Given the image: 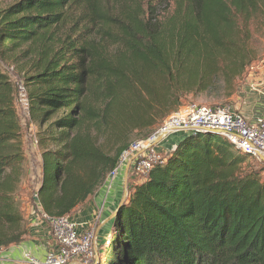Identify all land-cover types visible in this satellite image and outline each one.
I'll return each mask as SVG.
<instances>
[{
	"label": "trees",
	"instance_id": "16d2710c",
	"mask_svg": "<svg viewBox=\"0 0 264 264\" xmlns=\"http://www.w3.org/2000/svg\"><path fill=\"white\" fill-rule=\"evenodd\" d=\"M264 0H14L0 9V62L33 59L24 79L38 126L29 200L68 217L118 168L134 132L227 84L256 61ZM95 89L98 93L91 91ZM16 88L0 68V250L27 235ZM92 94V97H90ZM97 104V107L93 106ZM211 133L185 134L127 199L92 264H264V168Z\"/></svg>",
	"mask_w": 264,
	"mask_h": 264
},
{
	"label": "built area",
	"instance_id": "2783aa9c",
	"mask_svg": "<svg viewBox=\"0 0 264 264\" xmlns=\"http://www.w3.org/2000/svg\"><path fill=\"white\" fill-rule=\"evenodd\" d=\"M248 88L249 93L255 94L264 101V76L257 77L252 72ZM14 103L19 107L21 105V110L29 119L28 97L23 84H19L16 88ZM19 103L21 104L18 105ZM207 130L217 131L219 136L231 144L237 152L264 162V118L247 121L227 106L208 108L185 105L164 120L151 136L128 148L122 154L118 168L112 173V178L123 164H130L129 170L142 178L147 177L154 166L162 164L163 156L154 151L160 142L151 147L159 135L167 136L173 132L196 134ZM35 144L37 146L36 139ZM101 213L102 208L98 212L97 219ZM43 218L51 226L56 248L47 253L42 261L35 259L29 253L23 254V260L27 264H92L94 262L95 226H89L87 230L80 231L77 224L68 217L48 218L44 214Z\"/></svg>",
	"mask_w": 264,
	"mask_h": 264
},
{
	"label": "crops",
	"instance_id": "0c3cea01",
	"mask_svg": "<svg viewBox=\"0 0 264 264\" xmlns=\"http://www.w3.org/2000/svg\"><path fill=\"white\" fill-rule=\"evenodd\" d=\"M259 65L262 66L260 72H253L257 77L264 76V60ZM250 96L245 101L243 110L239 113L245 120L253 121L259 117L264 118V101L257 97L255 94L249 93ZM185 134L181 132H173L165 136L157 146L156 152H162L164 155L172 151L179 141L183 138ZM126 165L124 166L125 169ZM118 172L117 176L112 179L114 186L113 190L105 188L108 184L98 190L95 195L89 199L85 204L78 207L74 212H72L68 218L75 222L80 231H85L89 226H95V242L94 249L97 248L96 244L99 246L105 241L108 237L112 221L107 222L108 218L113 214L118 204L121 202L120 195L117 196L116 189L118 190L119 185L123 184L125 186V172ZM129 174L130 171H129ZM133 179L136 176L132 175ZM40 179V173L34 192L38 187ZM121 181V182H120ZM102 208V213L97 219L99 210ZM23 218L26 224L27 235L24 237V240L17 245L10 246L0 250V264H27L23 260V254L29 253L35 259L42 261L46 254L50 251L55 250L56 245L52 238L51 226L43 218V213L39 208L36 201H30L29 198L25 200L22 204ZM98 241L100 243H98Z\"/></svg>",
	"mask_w": 264,
	"mask_h": 264
},
{
	"label": "rangeland",
	"instance_id": "374dc122",
	"mask_svg": "<svg viewBox=\"0 0 264 264\" xmlns=\"http://www.w3.org/2000/svg\"><path fill=\"white\" fill-rule=\"evenodd\" d=\"M13 1L14 0H0V9L5 8ZM253 47L257 51V57H256L257 60L252 63V65L247 70L246 74L240 79L239 81L240 87L238 93H236L235 95H233L228 99H225L224 96L226 95L227 84L220 81L218 82V84H214L213 87L210 88L203 96L195 100L189 99L186 105L205 106L208 108L227 106L230 107L232 111L234 112L236 111L240 113L242 111L245 101H247V98L250 96L248 91L250 74L252 72L258 73L263 69L262 66L259 65L260 63L258 62L264 60V28L261 27V24L258 21H255L253 23ZM32 60L33 59L31 58L27 60L12 62L11 59H7L5 61L0 62L1 70L7 75L9 80L12 82L14 89L17 88L19 84L24 85V79L29 73H31ZM91 91L98 93V91H95V89H91ZM90 97H92V94ZM20 104L21 103H19L18 105ZM93 106L97 107V104L93 103ZM20 107L15 105L18 121L21 128L20 131L21 140L23 143L24 158H25L22 164V166L24 167V176L20 185V197H21V209H22V204L31 195L32 191L34 192V188L36 187V184L38 182L40 166H41V149L39 148V145L36 146L35 144V138L38 139V132H39L38 126L32 124L25 117L23 110H21L22 107L21 108ZM243 110H245V108H243ZM160 126H158L156 130ZM136 136L137 134L134 132V134H132L131 139L129 141L128 148H130L136 142L141 141L137 139ZM154 151H157V147L154 148ZM159 154L164 156V154L161 151L159 152ZM248 164L256 168L257 167L264 168L263 163L257 162L252 159H248ZM125 165L127 164H123L118 169V171L114 174L113 178H108V182H107L108 184L105 186L106 189L109 188V190H113L114 186H112L113 185L112 179H114L117 176L118 172L123 173V169ZM130 173L131 175H133L131 171ZM127 184H128V180L126 182V187L125 186L123 187V184L121 182L118 190L116 189L117 192L116 194L117 196L120 195V200H122L125 188L127 191ZM23 213L24 212L22 210V214ZM98 243L100 242L98 241ZM96 247H99V244H96Z\"/></svg>",
	"mask_w": 264,
	"mask_h": 264
},
{
	"label": "water",
	"instance_id": "95a60500",
	"mask_svg": "<svg viewBox=\"0 0 264 264\" xmlns=\"http://www.w3.org/2000/svg\"><path fill=\"white\" fill-rule=\"evenodd\" d=\"M205 132H207V133H211V134H214V135L219 136V134H218L217 131H210V130H207V131H205ZM165 136H166V134L159 135V136L156 138V140L151 144V147L156 146V145H157V144H158V143H159V142H160ZM129 168H130V164H127L126 167H125V178H126V179H127V176H128ZM109 178H112V174L109 176ZM125 187H126V181H125ZM126 198H127V191H126V188H125L124 195H123V197H122L121 202L118 204V206L116 207V209H115V211L113 212V214L108 218L107 222L113 220V218H114V216H115V213H116V210L118 209V207H119L120 205H122V204L125 202ZM97 256H98V254H97V252H96V257H95V260H94L95 263L97 262V258H98Z\"/></svg>",
	"mask_w": 264,
	"mask_h": 264
}]
</instances>
